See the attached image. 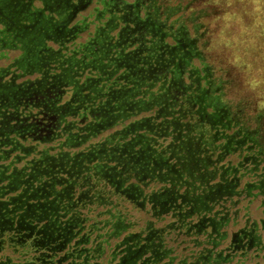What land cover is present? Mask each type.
<instances>
[{
  "label": "trees",
  "instance_id": "obj_1",
  "mask_svg": "<svg viewBox=\"0 0 264 264\" xmlns=\"http://www.w3.org/2000/svg\"><path fill=\"white\" fill-rule=\"evenodd\" d=\"M184 1L0 0V264H264V108L198 36L238 15L263 64L264 0Z\"/></svg>",
  "mask_w": 264,
  "mask_h": 264
},
{
  "label": "rangeland",
  "instance_id": "obj_2",
  "mask_svg": "<svg viewBox=\"0 0 264 264\" xmlns=\"http://www.w3.org/2000/svg\"><path fill=\"white\" fill-rule=\"evenodd\" d=\"M186 1H191L186 10L188 14L202 11V9H210L208 6L216 3V0ZM232 1L228 0L231 6ZM159 3L164 4V6L185 5L184 0H159ZM254 3L255 7L252 8L258 11L263 9L259 6V0H254ZM223 7L225 8L224 5ZM220 14L218 16L207 15L205 17L208 18L199 19L200 23L207 26H201L198 36L202 35L204 37L209 33L207 39H211V45L207 49L208 61L214 66L216 75L219 76L224 73L225 79L229 80L225 81L228 84L226 89L229 99H232L234 104L246 99L240 103L241 107L254 113L264 108V63L260 64L259 49L254 45L255 42H258L259 47V44L262 45L263 41H257V37L250 34L249 27L243 26L240 16H234L235 19H233V15L229 12L222 11ZM224 16L226 18V24L224 25L227 27L226 30H223L224 26L222 25ZM252 16L255 31L263 34L264 12L255 11ZM188 26L192 31V23H189ZM193 35L196 36L194 33ZM246 59L248 60L247 64L250 66L240 64L246 62Z\"/></svg>",
  "mask_w": 264,
  "mask_h": 264
},
{
  "label": "flooded vegetation",
  "instance_id": "obj_3",
  "mask_svg": "<svg viewBox=\"0 0 264 264\" xmlns=\"http://www.w3.org/2000/svg\"><path fill=\"white\" fill-rule=\"evenodd\" d=\"M8 1H9V0H8ZM22 10H23L24 12H29L28 6H26L25 4H23V8H22Z\"/></svg>",
  "mask_w": 264,
  "mask_h": 264
}]
</instances>
